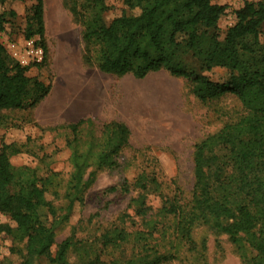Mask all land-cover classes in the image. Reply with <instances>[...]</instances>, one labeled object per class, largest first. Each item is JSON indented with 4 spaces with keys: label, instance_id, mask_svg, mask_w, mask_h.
I'll list each match as a JSON object with an SVG mask.
<instances>
[{
    "label": "trees",
    "instance_id": "1",
    "mask_svg": "<svg viewBox=\"0 0 264 264\" xmlns=\"http://www.w3.org/2000/svg\"><path fill=\"white\" fill-rule=\"evenodd\" d=\"M0 0V31L16 13L3 10ZM64 0L73 19L82 26V59L100 71L118 76L127 73L143 78L148 73L166 70L191 84L193 95L201 100L234 94L246 113L225 123L194 145L193 185L184 201L176 197L162 199L157 214L147 202L150 194H158L160 183L146 172L138 173L131 183L136 190L128 208L137 217L139 227L112 225L98 237L99 247L84 246L72 235L55 244L56 227L67 219L79 194L90 184L95 171L114 168L117 156L128 145L130 130L120 121L102 125L99 149L91 162L75 152L71 155L70 192L66 213L59 220L48 222L43 208L54 216L55 210L45 197V181L28 168L14 169L10 154L19 149L5 143L0 148V212L13 225L0 223V232L23 242L19 250L20 264H34L45 256L51 264H100L101 254L109 249L119 251L108 264H162L176 258L169 249L160 251L155 243L169 240L164 219L172 215V232L190 241L192 227L209 224L228 235L232 242L245 244L253 251L244 257L247 264H264V0L244 2L235 11L236 21L226 28L222 40L216 33L217 23L225 6L211 0H123L120 13L108 23L102 13L103 0ZM85 6V9L84 7ZM31 18L24 32L33 38L44 32L43 0H34ZM43 50V45L37 40ZM45 54V51H44ZM195 65V67H193ZM213 67L229 70L226 82L218 83L203 74ZM21 66L0 43V126L6 121L4 111L36 106L46 95L47 86L26 75ZM84 119L67 124L75 133ZM224 150L225 153L218 154ZM91 167L87 177L86 170ZM167 233V234H166ZM79 244V245H78ZM171 244V243H170ZM82 248L78 263L69 260V253Z\"/></svg>",
    "mask_w": 264,
    "mask_h": 264
},
{
    "label": "rangeland",
    "instance_id": "2",
    "mask_svg": "<svg viewBox=\"0 0 264 264\" xmlns=\"http://www.w3.org/2000/svg\"><path fill=\"white\" fill-rule=\"evenodd\" d=\"M106 10L102 13L109 22L122 9L123 0H103ZM225 6L216 33L222 40L226 28L235 21V11L244 2L260 0H211ZM34 0H5L3 10H13L16 16L0 31V43L6 48L24 38L31 18ZM84 4L78 0V7ZM85 9V6H83ZM44 32L42 38L34 35L44 47L43 60L29 66L28 77L40 80L48 90L34 107L28 104L20 109L4 111L5 123L0 126V148L5 143L19 149L10 154L14 169L28 167L39 179L46 180L45 197L55 210L52 216L47 208L42 209L48 222L57 221L66 213L67 195L70 192L71 155L73 152L91 162L99 149L102 125L109 121L123 122L130 130L129 143L117 156L118 165L95 171L90 184L79 194L67 219L56 227L55 244L72 235L84 246L98 249V237L112 225L125 224L139 227L137 217L128 208L136 190L132 179L146 172L160 183L158 194H150L147 202L157 214L162 199L176 197L181 202L190 195L193 185L194 145L205 136L220 129L225 123L237 120L246 113L238 98L231 93L201 100L191 91V84L182 77H175L166 70L148 73L143 78L131 73L122 76L104 73L95 65L83 62L82 26L73 19L64 0H43ZM261 31L264 34V23ZM39 44V43H38ZM195 67V65H193ZM214 82H226L229 70L213 67L203 71ZM79 119L85 122L73 133L67 124ZM225 153L220 150L218 154ZM94 170L89 167L87 174ZM172 215L164 219L169 227V240L155 234V243L160 251L169 249L176 258L162 264H247L244 257L254 253L245 244L232 242L228 235L209 224L192 227L191 239L187 241L172 232ZM0 223L13 225L12 220L0 212ZM166 233V234H167ZM171 243V244H170ZM11 236L0 232V264H20L19 248ZM79 245V244H78ZM82 248L70 252L68 257L78 263ZM119 251L109 249L101 254V263L108 264ZM34 264H51L41 256Z\"/></svg>",
    "mask_w": 264,
    "mask_h": 264
},
{
    "label": "built area",
    "instance_id": "3",
    "mask_svg": "<svg viewBox=\"0 0 264 264\" xmlns=\"http://www.w3.org/2000/svg\"><path fill=\"white\" fill-rule=\"evenodd\" d=\"M9 56L21 66L28 67L43 60L44 50L35 38H22L6 47Z\"/></svg>",
    "mask_w": 264,
    "mask_h": 264
}]
</instances>
